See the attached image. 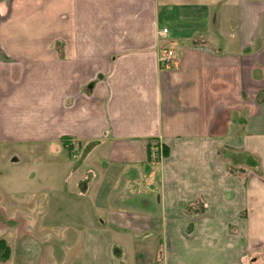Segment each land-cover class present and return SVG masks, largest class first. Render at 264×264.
Listing matches in <instances>:
<instances>
[{
  "label": "crops",
  "instance_id": "obj_1",
  "mask_svg": "<svg viewBox=\"0 0 264 264\" xmlns=\"http://www.w3.org/2000/svg\"><path fill=\"white\" fill-rule=\"evenodd\" d=\"M0 82V144L46 194L14 209L50 231L16 249L264 264V0H0Z\"/></svg>",
  "mask_w": 264,
  "mask_h": 264
},
{
  "label": "rangeland",
  "instance_id": "obj_2",
  "mask_svg": "<svg viewBox=\"0 0 264 264\" xmlns=\"http://www.w3.org/2000/svg\"><path fill=\"white\" fill-rule=\"evenodd\" d=\"M4 87V84L0 82V90H2ZM4 145L0 144V202H2V205H0L2 206V208L0 207V241L5 238L9 240L10 248H8L11 249V255L6 259H2V255L5 254L6 251L5 248H2V250L0 251V264H14V253L16 252L17 258L21 257L24 261L29 260L31 263L34 262L35 264H39V260L42 256H44L42 258L46 262L51 259L50 263H55L54 261L58 259L57 250H49L48 252L45 249L43 251L41 248V244L38 241L27 239L22 242V245H35L33 247V250L29 254L28 252L26 253V245L22 247L23 250H21V247H19V249H16L15 247L17 239L20 238L19 234L27 232L48 233L50 231L44 230L42 226L40 227V225H35L34 221L31 219L29 220V222L31 221L30 224H28L27 219H24V217L22 218V215H17L18 210H15L16 206L19 205V203H16V201L18 200H23L24 202H27L28 200V202H30V200L42 201L44 199V196L46 195L45 193L36 194L33 192H29V190L32 189L30 187L32 185L28 183L30 177L26 178L27 171H35L36 173L37 169H41V167L37 169L29 167L28 165L26 167H23L19 164L14 163L12 160L9 161L12 153V146H10V144ZM245 165H248L253 170L257 168L256 161L254 160H252V162H245ZM14 217L16 218L15 220L13 219ZM6 245L8 246L7 242ZM60 252L61 251H58L59 254L62 253ZM34 260H36V262ZM119 263L124 264L121 261Z\"/></svg>",
  "mask_w": 264,
  "mask_h": 264
},
{
  "label": "built area",
  "instance_id": "obj_3",
  "mask_svg": "<svg viewBox=\"0 0 264 264\" xmlns=\"http://www.w3.org/2000/svg\"><path fill=\"white\" fill-rule=\"evenodd\" d=\"M168 34V30L164 29L161 32L162 36H166ZM159 63L163 67H170L176 60V54L173 50H163L159 55Z\"/></svg>",
  "mask_w": 264,
  "mask_h": 264
},
{
  "label": "trees",
  "instance_id": "obj_4",
  "mask_svg": "<svg viewBox=\"0 0 264 264\" xmlns=\"http://www.w3.org/2000/svg\"><path fill=\"white\" fill-rule=\"evenodd\" d=\"M2 248H5V254L2 255V259H6L10 256V249L8 248V246L6 245V242L1 240L0 241V251L2 250Z\"/></svg>",
  "mask_w": 264,
  "mask_h": 264
}]
</instances>
